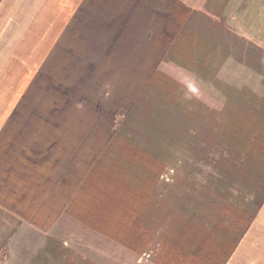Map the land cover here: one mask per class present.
<instances>
[{
	"label": "rangeland",
	"instance_id": "obj_1",
	"mask_svg": "<svg viewBox=\"0 0 264 264\" xmlns=\"http://www.w3.org/2000/svg\"><path fill=\"white\" fill-rule=\"evenodd\" d=\"M0 13V264L225 257L264 195V0Z\"/></svg>",
	"mask_w": 264,
	"mask_h": 264
},
{
	"label": "crops",
	"instance_id": "obj_2",
	"mask_svg": "<svg viewBox=\"0 0 264 264\" xmlns=\"http://www.w3.org/2000/svg\"><path fill=\"white\" fill-rule=\"evenodd\" d=\"M16 1L17 0H9L8 5L6 4V0H0V11L3 9L4 12L12 11L13 13L14 11L15 13L25 0H19V4H17ZM4 16L6 17V14H4ZM10 16L11 13L8 15V18ZM239 35L253 40L250 35L247 36V34H242L241 32H239ZM174 39L175 38H173V40ZM225 59L226 60L223 61V64L217 71V76L223 80L227 79V82L231 83L234 88H239L241 82L244 81H240L239 79L236 80V78L229 73V70L232 69L235 62L233 61L232 56H227ZM225 73L228 74L229 77L225 76ZM231 74H233L232 70ZM245 83L248 85L250 84L247 81H245ZM192 88L193 90H196L194 86H192ZM256 200H258V205L249 212L246 225L241 229L239 234H235L231 246H228L227 243V248L229 247L228 252L225 257L218 260L217 264H264V195H261L259 199ZM235 217L237 219L238 216Z\"/></svg>",
	"mask_w": 264,
	"mask_h": 264
}]
</instances>
